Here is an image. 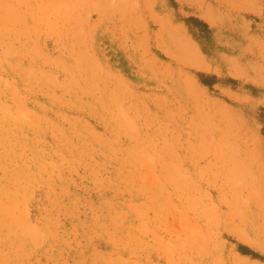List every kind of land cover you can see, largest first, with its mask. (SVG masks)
<instances>
[{"label":"rangeland","instance_id":"1","mask_svg":"<svg viewBox=\"0 0 264 264\" xmlns=\"http://www.w3.org/2000/svg\"><path fill=\"white\" fill-rule=\"evenodd\" d=\"M0 264H264V0H0Z\"/></svg>","mask_w":264,"mask_h":264}]
</instances>
